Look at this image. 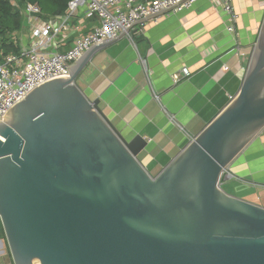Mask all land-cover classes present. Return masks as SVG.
Masks as SVG:
<instances>
[{
	"label": "water",
	"instance_id": "1",
	"mask_svg": "<svg viewBox=\"0 0 264 264\" xmlns=\"http://www.w3.org/2000/svg\"><path fill=\"white\" fill-rule=\"evenodd\" d=\"M115 39L0 122V218L13 263L264 264V207L221 185L264 130V20L239 92L156 176L138 159L146 140H127L76 84Z\"/></svg>",
	"mask_w": 264,
	"mask_h": 264
},
{
	"label": "crops",
	"instance_id": "2",
	"mask_svg": "<svg viewBox=\"0 0 264 264\" xmlns=\"http://www.w3.org/2000/svg\"><path fill=\"white\" fill-rule=\"evenodd\" d=\"M233 5L238 14L237 40L227 30L226 13L218 11L210 0H198L191 9L136 24L132 33L137 48L126 36L117 37L92 57L76 79L91 100L99 101L102 111L127 140L138 135L146 140L138 159L153 176L241 88L264 20V0H233ZM97 23L98 18L79 12L70 22L66 46ZM19 35H23V27L16 38ZM139 56L147 58L163 104L187 131L174 126L151 95ZM183 67H188L191 75L176 81ZM227 170L240 179H225L222 188L264 207V130ZM2 243L0 264H12Z\"/></svg>",
	"mask_w": 264,
	"mask_h": 264
},
{
	"label": "built area",
	"instance_id": "3",
	"mask_svg": "<svg viewBox=\"0 0 264 264\" xmlns=\"http://www.w3.org/2000/svg\"><path fill=\"white\" fill-rule=\"evenodd\" d=\"M198 0H71L65 12L45 15L38 3L20 4L23 17V35L14 36L18 51L7 52L0 45V122L8 110L31 90L47 80L69 76L70 66L92 46L115 39L125 33L137 48L132 30L135 24L147 17L191 9ZM213 6L227 15V30L237 40L238 14L233 0H210ZM79 12L85 17L99 20L92 30L66 46L70 22ZM166 14V13H165ZM158 15L155 18H159ZM146 82L153 98L160 103L168 120L177 128L187 131L177 116L165 107L162 93L154 84L147 58L139 56ZM227 69V66H225ZM191 71L183 67L176 81L188 78ZM195 136L191 137V140ZM190 140V141H191ZM225 179H240L226 169ZM221 178V182H222Z\"/></svg>",
	"mask_w": 264,
	"mask_h": 264
},
{
	"label": "trees",
	"instance_id": "4",
	"mask_svg": "<svg viewBox=\"0 0 264 264\" xmlns=\"http://www.w3.org/2000/svg\"><path fill=\"white\" fill-rule=\"evenodd\" d=\"M71 0H0V45L7 52L18 51L14 44V36L23 27V15L18 4L24 6L27 3H38L43 13L65 12Z\"/></svg>",
	"mask_w": 264,
	"mask_h": 264
},
{
	"label": "rangeland",
	"instance_id": "5",
	"mask_svg": "<svg viewBox=\"0 0 264 264\" xmlns=\"http://www.w3.org/2000/svg\"><path fill=\"white\" fill-rule=\"evenodd\" d=\"M225 182V177L222 178V182H221V185H223V183ZM0 239L4 241L5 243V248L7 250V254L11 256V252H10V249H9V245H8V241H7V238H6V234H5V231H4V228H3V224H2V220L0 218ZM12 264H13V260H12Z\"/></svg>",
	"mask_w": 264,
	"mask_h": 264
}]
</instances>
